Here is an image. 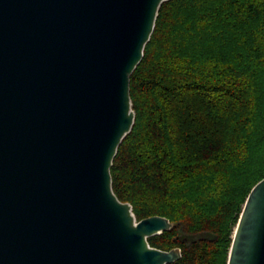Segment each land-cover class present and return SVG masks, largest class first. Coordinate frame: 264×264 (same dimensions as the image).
I'll return each mask as SVG.
<instances>
[{"label": "water", "instance_id": "water-1", "mask_svg": "<svg viewBox=\"0 0 264 264\" xmlns=\"http://www.w3.org/2000/svg\"><path fill=\"white\" fill-rule=\"evenodd\" d=\"M171 0H0V264H172L111 168L136 114L130 81ZM228 264H264V178Z\"/></svg>", "mask_w": 264, "mask_h": 264}, {"label": "trees", "instance_id": "trees-1", "mask_svg": "<svg viewBox=\"0 0 264 264\" xmlns=\"http://www.w3.org/2000/svg\"><path fill=\"white\" fill-rule=\"evenodd\" d=\"M135 123L111 168L148 239L172 264H228L253 187L264 178V0H171L130 81Z\"/></svg>", "mask_w": 264, "mask_h": 264}]
</instances>
